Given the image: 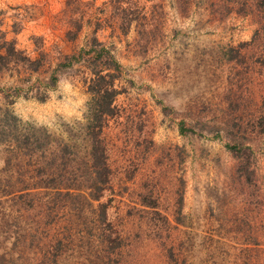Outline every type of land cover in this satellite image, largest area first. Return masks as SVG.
<instances>
[{
	"label": "rangeland",
	"instance_id": "1",
	"mask_svg": "<svg viewBox=\"0 0 264 264\" xmlns=\"http://www.w3.org/2000/svg\"><path fill=\"white\" fill-rule=\"evenodd\" d=\"M0 264H264V0H0Z\"/></svg>",
	"mask_w": 264,
	"mask_h": 264
},
{
	"label": "trees",
	"instance_id": "2",
	"mask_svg": "<svg viewBox=\"0 0 264 264\" xmlns=\"http://www.w3.org/2000/svg\"><path fill=\"white\" fill-rule=\"evenodd\" d=\"M93 51V58L100 57L102 51L107 52L108 58L103 62L104 69L106 70L103 71V68H97L94 66L93 68H91L93 76H91L92 83L89 85V89L92 92V97L88 102V110L85 122L87 134L89 137L88 158L93 168V176L91 177V179L95 185L99 186L100 184L96 179L99 171L97 168L101 165L104 166V168L107 167L105 145L103 143L101 132L105 115H110L114 111L113 100L118 92V89L114 85V79L116 77V72L114 69H118L119 63L117 62L115 57L109 53V50H107L105 46H96L95 48H93ZM50 158L55 160V154H51ZM45 159V161L48 163L49 158ZM50 174L51 173H45L44 176L49 177L48 175ZM42 179L44 178H42V176H39L38 181L41 183L40 185L47 187L49 185V182H47L48 180Z\"/></svg>",
	"mask_w": 264,
	"mask_h": 264
}]
</instances>
